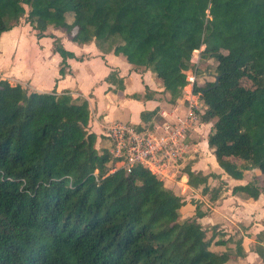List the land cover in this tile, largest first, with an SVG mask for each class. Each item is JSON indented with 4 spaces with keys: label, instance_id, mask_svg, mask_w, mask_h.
I'll list each match as a JSON object with an SVG mask.
<instances>
[{
    "label": "trees",
    "instance_id": "1",
    "mask_svg": "<svg viewBox=\"0 0 264 264\" xmlns=\"http://www.w3.org/2000/svg\"><path fill=\"white\" fill-rule=\"evenodd\" d=\"M23 17L39 37L54 38L62 75L76 56L50 28L151 70L171 103L182 98L183 70L204 45L201 61L214 64L199 87L201 120L216 119L209 148L234 179L262 173L233 193L264 192V0H0V35ZM116 74L107 79L124 89ZM90 117L87 99L70 90L34 91L0 78V264H226L230 250H213L215 234L198 221L203 204L182 218L183 196L150 170L112 171V144L105 137L96 146ZM157 117L142 112L144 125L136 126L148 129ZM193 163L183 167L190 185L217 200L227 184L209 180L226 181ZM237 249L244 255L242 238ZM253 249L264 261V231Z\"/></svg>",
    "mask_w": 264,
    "mask_h": 264
},
{
    "label": "crops",
    "instance_id": "2",
    "mask_svg": "<svg viewBox=\"0 0 264 264\" xmlns=\"http://www.w3.org/2000/svg\"><path fill=\"white\" fill-rule=\"evenodd\" d=\"M50 29L49 32L60 37L65 48L76 56L67 59L64 75L60 73L62 56L54 49V38L50 35L39 37L29 23L20 22L0 35V78L8 79L12 84L20 83L29 90H70L74 97L86 98L91 109L89 129L97 134L98 148L105 141L107 126L112 122L144 125L142 112L145 111H155V117L162 120H172L183 113L182 98L176 103L169 102L161 79L151 70L136 69L123 55L103 52L94 42L76 43L64 30ZM113 71L117 72L115 79L123 80L124 89L107 79ZM135 93L140 97L132 96ZM214 123L211 122V127ZM205 124L200 118L188 139L197 138ZM108 142L111 145L110 139ZM187 143V153L199 150L195 141ZM203 143L209 147L208 135ZM250 171L243 179H234L223 170L219 172L230 188L215 201H210L207 195L193 187L188 189V193L203 204L202 209L208 210L198 221L215 234V241L223 240L221 244L214 241L211 248L219 252L230 250L231 257L226 264H264L253 249L257 234L264 231V192L257 199L232 192L234 185L250 180L247 174ZM165 187L171 191L177 189L173 182H166ZM185 203L189 209L187 216H192L195 205L188 199ZM241 238L245 252L242 256L237 249V241Z\"/></svg>",
    "mask_w": 264,
    "mask_h": 264
},
{
    "label": "built area",
    "instance_id": "3",
    "mask_svg": "<svg viewBox=\"0 0 264 264\" xmlns=\"http://www.w3.org/2000/svg\"><path fill=\"white\" fill-rule=\"evenodd\" d=\"M201 48L194 49L191 65L184 69L186 84L183 88V113L175 119H164L145 130H139L135 124L115 121L107 126L106 135L110 139L111 154L115 160L114 171L124 168L130 172L141 165L155 174L164 183L173 182L180 194L192 188L188 175L182 173L187 153V139L194 125L205 112L206 104L201 87Z\"/></svg>",
    "mask_w": 264,
    "mask_h": 264
},
{
    "label": "rangeland",
    "instance_id": "4",
    "mask_svg": "<svg viewBox=\"0 0 264 264\" xmlns=\"http://www.w3.org/2000/svg\"><path fill=\"white\" fill-rule=\"evenodd\" d=\"M21 22H25V17H23L21 19ZM53 28H51L50 30H52ZM51 32V31H50ZM213 64V63H212ZM211 66L210 62H202L201 61V68H200V74L202 76L201 78V85L204 86L206 81L209 79H212L213 77L209 74L212 73L214 71V64ZM246 84H249V82H246ZM184 93V92H183ZM183 99V96H182ZM202 115V114H201ZM200 115V117H201ZM158 118V117H157ZM157 122H159V118L156 119ZM216 119H212L210 120V122H206L207 124H205L202 128L201 131L199 132V135L197 136V138L195 137H191L190 139H187V142L190 141L192 143H194V141L196 142V144L199 147L198 151H190V153L188 152L185 157V161L183 162V167L185 166V164H187L190 160H193V166L195 168L196 171H202L204 173H212V174H220L219 172H222V169L219 167L215 156L213 155V153L211 152V149L209 147H207V145H205L204 140L206 139L207 135L209 134V131L211 129V122H215ZM153 125L155 124V119L153 120ZM151 125V126H153ZM214 125V124H213ZM195 138V139H194ZM202 153V154H201ZM183 167H182V173H185L183 171ZM248 174V179L251 178H258V179H262L263 175L262 173L256 169V170H252L250 172L247 173ZM210 181V185L211 186H222L225 187L226 184H228L227 182L225 183L223 180H221L220 178H214L211 177ZM165 184V183H164ZM228 188H230L228 186ZM177 190L180 189L177 188ZM181 193V192H180ZM200 193V192H199ZM186 202V199H188L189 201H191L196 208V203L199 202V200L193 196V194H189L188 191L185 192L184 194H181ZM188 205L185 203V205L181 208L180 212L182 215V218H187L190 216H187V211H188ZM196 212V211H195Z\"/></svg>",
    "mask_w": 264,
    "mask_h": 264
},
{
    "label": "water",
    "instance_id": "5",
    "mask_svg": "<svg viewBox=\"0 0 264 264\" xmlns=\"http://www.w3.org/2000/svg\"><path fill=\"white\" fill-rule=\"evenodd\" d=\"M219 78L216 79V85L218 84Z\"/></svg>",
    "mask_w": 264,
    "mask_h": 264
}]
</instances>
